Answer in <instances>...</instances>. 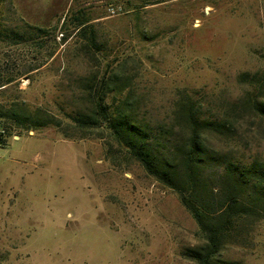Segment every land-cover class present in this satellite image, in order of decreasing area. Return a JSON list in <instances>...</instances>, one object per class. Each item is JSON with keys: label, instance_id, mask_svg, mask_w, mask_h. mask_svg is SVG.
I'll return each instance as SVG.
<instances>
[{"label": "rangeland", "instance_id": "374dc122", "mask_svg": "<svg viewBox=\"0 0 264 264\" xmlns=\"http://www.w3.org/2000/svg\"><path fill=\"white\" fill-rule=\"evenodd\" d=\"M27 25L44 36L0 41V84L18 77L0 87V104L16 101L44 124L4 123L0 264H199L187 253L205 239L178 192L105 124L81 127L68 115L94 114L103 91L109 112L165 151L186 137L173 111L188 96L230 124L227 135H205L214 191L227 164L264 170V116L233 110L256 92L239 76L264 73V0H0V30ZM239 200L255 211L229 220L216 261L264 264V188Z\"/></svg>", "mask_w": 264, "mask_h": 264}, {"label": "trees", "instance_id": "16d2710c", "mask_svg": "<svg viewBox=\"0 0 264 264\" xmlns=\"http://www.w3.org/2000/svg\"><path fill=\"white\" fill-rule=\"evenodd\" d=\"M87 20H79L76 28L79 34H84L92 44L94 32L89 33ZM45 29L27 25L24 31L10 28L0 30V41L9 44H24L29 39L44 36ZM88 32V35H87ZM33 67L29 70H35ZM18 77H9L1 82L0 87L11 83ZM240 81L253 85L254 91H249L239 105H233V110H248L264 116V101L258 96L264 90V73H243ZM106 86V85H105ZM3 89V88H2ZM104 90V86H102ZM1 90V89H0ZM94 114L68 115V118L81 127L94 128L105 124L116 141L128 150L144 167V169L159 182L178 192L181 204L192 215L198 224L199 231L205 239L200 249H192L187 255L199 264H219L217 256L223 243V234L227 224L235 214H248L255 211L254 207L240 202L239 198L250 189L263 193L264 170L257 163L248 166L227 164L218 177L220 188L215 190L210 186V176L205 174L206 159L205 135L213 133L227 135L230 124L220 118L205 116L199 105L188 96L180 97L175 103L174 120L182 132L186 133L184 141L175 143L165 151L151 147L145 133L137 126L126 122L125 116L117 112H109L103 100V91L94 96ZM4 123L27 129L44 124L39 116L26 113L18 102L0 104V124ZM230 123V122H229ZM156 139V138H155ZM2 140V139H1ZM0 140V141H1ZM215 176V175H214ZM213 176V178H214ZM219 194L220 213L217 220H211L216 213L214 207L215 194Z\"/></svg>", "mask_w": 264, "mask_h": 264}, {"label": "built area", "instance_id": "2783aa9c", "mask_svg": "<svg viewBox=\"0 0 264 264\" xmlns=\"http://www.w3.org/2000/svg\"><path fill=\"white\" fill-rule=\"evenodd\" d=\"M7 133V129L5 127L0 126V140L3 139L6 136ZM12 138H19V135L17 134H13Z\"/></svg>", "mask_w": 264, "mask_h": 264}]
</instances>
